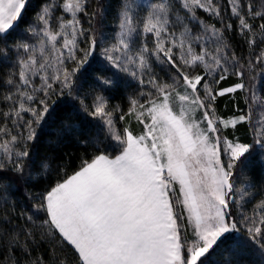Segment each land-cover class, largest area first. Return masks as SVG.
Masks as SVG:
<instances>
[{"label": "snow or ice", "instance_id": "1", "mask_svg": "<svg viewBox=\"0 0 264 264\" xmlns=\"http://www.w3.org/2000/svg\"><path fill=\"white\" fill-rule=\"evenodd\" d=\"M29 4L0 0V62L15 58L0 76V264H241L250 248L264 264V199L251 215L233 211L255 196L264 114L252 142L226 134L252 122L257 95L246 77L264 71V49L255 54L264 0H120L112 43L92 27L105 17L101 0L91 12V0H39L16 39ZM236 37L248 56L237 55ZM97 64L111 75L94 76L82 98ZM155 65L169 69L171 83ZM121 74L151 88L130 96L127 111L110 103ZM237 93L247 110L222 119L217 99ZM76 101L94 121L87 130L60 116L61 104ZM57 120L59 139L91 155L18 207L19 186L36 187L52 171L37 146Z\"/></svg>", "mask_w": 264, "mask_h": 264}, {"label": "trees", "instance_id": "2", "mask_svg": "<svg viewBox=\"0 0 264 264\" xmlns=\"http://www.w3.org/2000/svg\"><path fill=\"white\" fill-rule=\"evenodd\" d=\"M222 3H225L226 0H221ZM101 3L106 7L107 11L103 21H94L92 27L97 31L98 38L101 33H103L107 38L108 43L114 42V36L116 32L119 31L118 28V19L117 12L120 8V0H101ZM39 0H30L29 8L26 14L23 17L19 28L16 31L15 38L21 39L24 38V29L29 23L32 22L35 11L38 10ZM96 8V0H91V6L89 7V12L93 11ZM204 17L208 23H216L219 27V23L209 19L204 13H199ZM84 27L87 29L89 24L87 18H84ZM239 37L233 39L232 44L233 48L236 51L237 55L248 56L249 49L246 45H238L237 41ZM84 46L83 44L81 45ZM264 49V44H259L255 49V54H259L260 50ZM199 51V49H197ZM97 58L100 56V49H97L96 52ZM15 58L12 60H5L0 62V76H4V73L11 71V64L14 63ZM155 72L158 78L166 80L171 83L167 67L160 65H155ZM202 70V69H201ZM110 76L111 72L104 73L100 71L99 64L94 65L93 68L89 69L86 78H84V87L81 91V97L83 98L84 94L89 91V84L92 83L94 76ZM122 77H125L121 80L119 89L112 93V98L110 103L112 105L119 104L124 111L128 109V98L130 96L138 95L140 91H147V85H140L136 80L131 77H126L125 74H121ZM4 79H7L4 76ZM235 77H230L228 81L222 82L221 87H227L235 81ZM39 84V80L36 81ZM132 86L129 87L128 84ZM246 83L248 87L256 86L257 91L260 96L264 97V71H261V66H257L256 70L249 73L246 77ZM5 90L4 87L0 86V92ZM55 99V97H54ZM92 97L89 96L86 103H91ZM217 115L222 119H229L235 117L238 114H241L247 110L245 105V94L237 93L235 96H225L219 97L216 102ZM254 107V104L253 106ZM60 116L61 117H71L72 121L80 124L85 130H87L93 123L90 117L85 116L84 114L77 111L79 108V102H75V107L71 103H64L60 106ZM135 124V121H132ZM118 128L123 126V122L117 123ZM138 132L140 127L136 124L133 126ZM253 127L254 122L251 124L244 122L238 124L235 129L229 128L226 131V134L229 135V138H239L241 142L250 143L253 140ZM60 131V122L57 120L55 123L49 124L47 129H45L39 137L38 150L42 155H48L53 159L50 161L52 171L50 174L45 177L43 183L39 184L36 187L30 185H21L16 190L15 198L17 200L18 207L30 206L34 201L30 199V196L34 193H39L43 191L50 183H54L57 178H59L63 172H68L69 174L74 171L80 164L82 158H88L91 155V149H85L84 147L75 143L74 140L59 139ZM59 166V168H58ZM251 180L255 183L256 187L252 189L255 193L254 198L250 202H246L243 209L234 208L233 211L237 213V219H240L239 212L242 211L245 215H251L255 210V206L259 203L260 200L264 199V166H262L258 159L253 162V172L250 173ZM238 186H241L238 183ZM246 236V233H243ZM219 259V257H217ZM241 264H261L260 257L256 252L251 248L244 255L239 257Z\"/></svg>", "mask_w": 264, "mask_h": 264}, {"label": "rangeland", "instance_id": "3", "mask_svg": "<svg viewBox=\"0 0 264 264\" xmlns=\"http://www.w3.org/2000/svg\"><path fill=\"white\" fill-rule=\"evenodd\" d=\"M137 3H146L147 0H136ZM140 15L143 16L144 15V12L143 10H141L140 12ZM149 46L151 47V37H149ZM148 90H151L150 86H148ZM250 89V88H249ZM252 91H254L257 95V100L254 104V107H253V116H252V121L254 122V126L255 127H258L259 126V121L261 119V115L264 114V97L260 96V94L258 93L257 91V87L254 86V87H251ZM134 122H132V126H134Z\"/></svg>", "mask_w": 264, "mask_h": 264}]
</instances>
